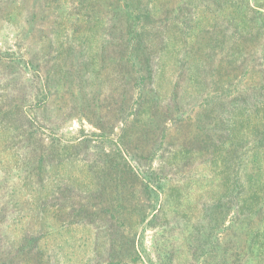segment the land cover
I'll return each instance as SVG.
<instances>
[{"label":"rangeland","instance_id":"rangeland-1","mask_svg":"<svg viewBox=\"0 0 264 264\" xmlns=\"http://www.w3.org/2000/svg\"><path fill=\"white\" fill-rule=\"evenodd\" d=\"M117 231L118 264H264V0H0L1 259L116 264Z\"/></svg>","mask_w":264,"mask_h":264},{"label":"trees","instance_id":"trees-1","mask_svg":"<svg viewBox=\"0 0 264 264\" xmlns=\"http://www.w3.org/2000/svg\"><path fill=\"white\" fill-rule=\"evenodd\" d=\"M147 14H145V16L149 17L150 14H152L151 11H147ZM135 35H137L138 33H134ZM144 50L142 49V51H140V48L137 49L136 51V56H140L141 53H143ZM39 88H43V86L39 87ZM5 117V116H4ZM27 115H25L22 112V118L25 121V123H29V121L27 120ZM30 125V124H29ZM28 126V125H26ZM35 128L28 126L27 127V137L26 139L23 138V134H22V141L25 143L24 147H26L27 152H28V158H29V163H31V158L33 156H35L36 158L39 159V169H42V165L41 162H43L44 157H46L47 155H51V156H56L54 151H55V147H49L47 146L44 142H41L40 140H35ZM51 146H55V144H50ZM126 169L125 166H122V164L120 163H116V162H111V166L108 168V170L110 172H115L118 173L121 170ZM160 182V180H156V183L158 184ZM143 191L144 192H152V186L151 184H145L143 186ZM106 192V191H104ZM104 194V193H103ZM153 193H151L152 195ZM62 195V194H61ZM106 195V194H105ZM126 196V195H125ZM124 196V197H125ZM64 196H56V200H58V202H60L62 200ZM123 194L121 195V201H123ZM153 198H151L152 200ZM122 206H125V204H122ZM148 219V216L144 215L142 216V221H146ZM154 219V217L152 218V220ZM150 220V221H152ZM115 236L113 238V243H112V249L110 251L111 255H113V263H120L121 257L122 255H131L133 257V255H136L134 257V260H137V257H141L142 256V251H144V249L142 248V244L139 245L135 240L131 241L130 243H128L129 240H125L124 239V234L122 236H120L118 234V231L116 233H114ZM41 240V236L40 235H34L28 239L24 240V247L29 249V252L34 251L38 246H39V241ZM141 247V249H140ZM34 256V259L36 260L37 264H40V262H38L39 260H41V255H42V251L38 250L36 251ZM143 259V258H141ZM0 264H6L0 257Z\"/></svg>","mask_w":264,"mask_h":264}]
</instances>
